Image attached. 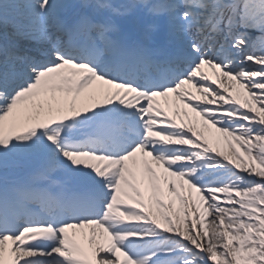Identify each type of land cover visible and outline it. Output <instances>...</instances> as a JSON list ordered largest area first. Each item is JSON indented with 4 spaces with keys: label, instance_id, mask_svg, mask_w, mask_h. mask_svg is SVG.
Listing matches in <instances>:
<instances>
[{
    "label": "snow or ice",
    "instance_id": "snow-or-ice-1",
    "mask_svg": "<svg viewBox=\"0 0 264 264\" xmlns=\"http://www.w3.org/2000/svg\"><path fill=\"white\" fill-rule=\"evenodd\" d=\"M0 264H264V0H0Z\"/></svg>",
    "mask_w": 264,
    "mask_h": 264
},
{
    "label": "bare ground",
    "instance_id": "bare-ground-1",
    "mask_svg": "<svg viewBox=\"0 0 264 264\" xmlns=\"http://www.w3.org/2000/svg\"><path fill=\"white\" fill-rule=\"evenodd\" d=\"M207 71L211 72V69H206ZM187 87V86H186ZM233 94L235 95V90L233 89ZM237 99H243V95L238 96ZM78 107H79V102H78ZM190 113V111H189ZM189 122L193 123L198 132H202L203 136L202 139H207L209 144L212 145L214 142L212 141V134L215 133L217 134V130L216 127H214L212 124H205V122L201 123L199 121H195L193 119H189ZM218 135H221L223 137V135L221 133H218ZM213 142V143H212ZM215 144V143H214ZM153 167L156 168V171L158 174L162 173V168L155 165L153 163ZM161 185H162V180H161ZM177 185L179 186V181H177ZM142 190L143 187H142ZM131 191V190H129ZM183 191V190H182ZM147 195V193H146ZM193 197L195 198V195L193 194ZM153 207L155 208V205H153ZM174 208L179 207V201H176V203L173 206ZM70 234H72L73 232H75L76 234V239L83 244V246L85 247L86 251L89 253V255H91V253L94 251L95 247H96V242L93 243H89L87 237L91 235V231L89 228H84V229H70L69 230ZM121 259H123V257H121Z\"/></svg>",
    "mask_w": 264,
    "mask_h": 264
},
{
    "label": "rangeland",
    "instance_id": "rangeland-1",
    "mask_svg": "<svg viewBox=\"0 0 264 264\" xmlns=\"http://www.w3.org/2000/svg\"><path fill=\"white\" fill-rule=\"evenodd\" d=\"M219 132H217V134H212L211 138H213V141L216 143V147L217 149L222 152V153H228L229 152V148H228V144L227 142L224 140V138L221 135H218ZM217 140H219V142H217ZM233 144L235 145V142L233 141ZM237 151H240L241 154L242 150L237 146L236 147ZM184 191V190H183ZM193 194L196 196L197 194L195 193V191L193 190Z\"/></svg>",
    "mask_w": 264,
    "mask_h": 264
}]
</instances>
